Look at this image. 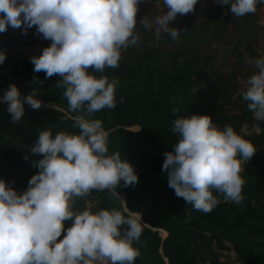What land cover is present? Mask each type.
<instances>
[{"label": "trees", "instance_id": "trees-1", "mask_svg": "<svg viewBox=\"0 0 264 264\" xmlns=\"http://www.w3.org/2000/svg\"><path fill=\"white\" fill-rule=\"evenodd\" d=\"M198 2L200 17L178 14L171 22L170 27L180 30L177 40L164 32L157 37L154 24L146 30L139 23L143 16L138 14L139 41L122 50L119 66L105 68L103 73L89 69L96 76L119 81L116 107L86 118L102 121L108 133V154L118 151L122 160L134 166L138 182L125 187L121 181L115 191L93 190L77 198L73 210L95 213L115 207L125 217L139 213L136 218L142 234L134 247L141 254L134 264H264V121L255 118L241 95L247 80L258 71L251 61L264 56V24L257 22V11L236 17L230 4ZM167 11V7L152 6L146 16L154 21ZM25 27L8 26L0 36L9 44L43 37L36 26L26 34ZM4 54L6 59L0 64V179L23 194L31 177L40 171L34 162L43 157L32 152L39 133L78 134L79 129L73 127L78 113L69 111L65 89L56 87L61 79L58 75L45 79L44 72L34 73L32 57ZM13 83L22 99L35 89L36 98L42 101L41 108L35 110L25 103L24 116L16 123L2 102ZM173 109H177L175 114ZM192 114L211 116L220 129L231 125L256 148L254 156L242 164L246 183L241 203L225 200L214 191L220 203L205 214L169 187L168 172L162 166L164 153L173 151L178 142L171 129L175 119ZM71 225V220L64 222L65 231L59 239ZM126 228L122 226L121 231ZM153 228L166 233L161 237ZM227 251L233 252L231 258Z\"/></svg>", "mask_w": 264, "mask_h": 264}, {"label": "clouds", "instance_id": "clouds-1", "mask_svg": "<svg viewBox=\"0 0 264 264\" xmlns=\"http://www.w3.org/2000/svg\"><path fill=\"white\" fill-rule=\"evenodd\" d=\"M168 11L150 21L140 20L146 30L153 24L157 37L168 33L173 40L179 31L170 27L178 14L195 10L198 0H163ZM141 0H0V33L25 25L51 44L42 54L33 56L34 73L44 72L45 79L58 75L57 88H64L69 111L78 113L73 127L55 136L41 131L34 154L43 158L34 162L39 172L29 180L23 194L0 179V264H134L140 250L142 227L134 216L125 217L120 210H73L77 198L93 190L115 191L123 181L135 185L134 166L122 160L117 151L108 154V133L93 113L116 107L119 81L103 73L119 66L122 50L139 41L136 34ZM230 4L236 17L255 14L264 0H218ZM6 56L0 51V64ZM249 63V61H245ZM258 70L241 92L256 119L264 121V56L251 61ZM38 78L34 77L33 83ZM42 85L43 81H39ZM35 89L21 98L18 87L9 85L2 97L14 123L24 116V104L40 109L42 101ZM123 103V98L120 100ZM177 109H173V114ZM83 113V114H79ZM178 135L174 150L164 153L162 170L168 172L169 187L178 198L197 211L210 213L220 200L239 204L243 201L242 164L256 153L254 145L237 134L231 125L220 129L209 115L192 114L175 119L171 129ZM27 159V157H25ZM71 220L63 239L64 222ZM127 228L121 231L122 226ZM163 230V229H161ZM166 233V232H164ZM161 237H163L161 235Z\"/></svg>", "mask_w": 264, "mask_h": 264}, {"label": "built area", "instance_id": "built-area-1", "mask_svg": "<svg viewBox=\"0 0 264 264\" xmlns=\"http://www.w3.org/2000/svg\"><path fill=\"white\" fill-rule=\"evenodd\" d=\"M161 3L162 0H141L138 13H140L149 4L159 6ZM50 44L51 41L46 40L43 37L34 39L32 41L18 40L12 44H9L4 40L3 36H0V51L22 57L39 56L42 54L43 48L50 46Z\"/></svg>", "mask_w": 264, "mask_h": 264}, {"label": "crops", "instance_id": "crops-1", "mask_svg": "<svg viewBox=\"0 0 264 264\" xmlns=\"http://www.w3.org/2000/svg\"><path fill=\"white\" fill-rule=\"evenodd\" d=\"M202 2V4H206V5H209V4H213V3H216L218 0H200ZM152 6H155L153 4H149L147 7H145L140 13H138L139 15H142L143 18L150 13L151 11V7ZM156 8H161V9H164L166 8V6L164 5V2L162 0V3L159 5V6H155ZM137 14V16H138ZM190 14H193L194 16L196 17H200V14H201V5H200V2H197V4L195 5V10L193 12H190ZM149 16V15H148ZM256 19H257V22L260 23V24H264V3H261L259 9L257 10V13H256Z\"/></svg>", "mask_w": 264, "mask_h": 264}, {"label": "rangeland", "instance_id": "rangeland-1", "mask_svg": "<svg viewBox=\"0 0 264 264\" xmlns=\"http://www.w3.org/2000/svg\"><path fill=\"white\" fill-rule=\"evenodd\" d=\"M262 50L264 51V48H263ZM47 104H48V105H52V103H50V102H48ZM130 127H131V128H135V126H130ZM158 233L160 234V236L163 235L162 232H161L160 230H158ZM226 255H228L229 258H231V257L233 256V252L227 251ZM230 264H237V263L234 262V261H230Z\"/></svg>", "mask_w": 264, "mask_h": 264}, {"label": "water", "instance_id": "water-1", "mask_svg": "<svg viewBox=\"0 0 264 264\" xmlns=\"http://www.w3.org/2000/svg\"><path fill=\"white\" fill-rule=\"evenodd\" d=\"M121 196V195H120ZM135 213H137V212H135ZM134 212H132L131 214L133 215V216H135V217H139V213H137L138 215H136ZM153 229H157V230H160V228H153ZM165 235V233L162 235V236H164Z\"/></svg>", "mask_w": 264, "mask_h": 264}]
</instances>
